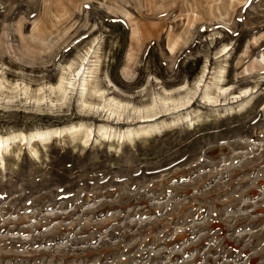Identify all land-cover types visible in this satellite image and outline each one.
I'll return each mask as SVG.
<instances>
[{
    "label": "rangeland",
    "instance_id": "rangeland-1",
    "mask_svg": "<svg viewBox=\"0 0 264 264\" xmlns=\"http://www.w3.org/2000/svg\"><path fill=\"white\" fill-rule=\"evenodd\" d=\"M90 46L109 95L149 105L202 79L197 103L122 144L99 126L126 116L5 91L1 134L81 119L95 132L5 153L0 264H264V0H0V76L54 85ZM221 68L232 94L210 105Z\"/></svg>",
    "mask_w": 264,
    "mask_h": 264
},
{
    "label": "bare ground",
    "instance_id": "bare-ground-1",
    "mask_svg": "<svg viewBox=\"0 0 264 264\" xmlns=\"http://www.w3.org/2000/svg\"><path fill=\"white\" fill-rule=\"evenodd\" d=\"M227 47L228 46H225L224 49ZM99 48L100 47H98L93 53L98 54L100 50ZM92 49L93 47L90 46L83 55L73 59L66 65H62L61 74L57 83L54 85L47 86L45 84L37 88L26 83L21 85V82L10 81L3 71L0 76V97L7 90H11L12 92L22 91L29 98L41 102L44 101V99H47L48 94L46 91L48 90L50 92L49 98L52 95H55L58 102L68 104L72 96L77 94V102L81 110V114L79 115L80 118L82 115L91 114L92 112L97 113L101 109L104 112H107L108 118L118 117L120 120L121 117L123 118L126 116L125 118L129 119L128 121H132L124 130L112 127L106 123H101L99 126V131L102 136L100 139L107 140L120 137L122 144L127 140L134 142L135 138H138V136H152L154 131L169 130V128L183 123V117H175L173 115L175 113H180L184 109L188 110L197 103L195 97L198 93V88L200 87L202 79L199 81L197 88L185 96H182L181 94L178 96L164 95L160 97L159 100L153 99L149 105H136L134 101L135 97L129 100H123L114 95H109L107 89L103 88L101 84L94 80L98 68L87 65L90 61L91 56H89V54L92 52ZM220 70V76L216 77V81H214L213 85L207 86L203 95L204 101L210 105H216L220 101L221 96H225L226 98L229 94H232V87L224 83L225 68H221ZM205 73L206 69L203 71L202 77L205 76ZM249 90V88L242 89L239 97L247 95ZM250 95H252V93ZM235 97H238L237 93H234L233 98ZM51 100L54 102L53 99ZM244 109L245 103L240 105V110L243 111ZM169 118H171V120H168ZM94 122L95 120L87 123L85 119H81L80 123L38 128L29 133L23 130L14 131L8 134L0 133V167L6 166L5 153L10 152L17 144H28L30 152L37 156L38 149L36 148V143L46 145L56 138L69 137L72 142H80L88 145L91 136L95 132L93 127ZM138 122L141 123V125L137 127L132 125Z\"/></svg>",
    "mask_w": 264,
    "mask_h": 264
}]
</instances>
